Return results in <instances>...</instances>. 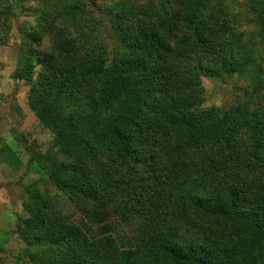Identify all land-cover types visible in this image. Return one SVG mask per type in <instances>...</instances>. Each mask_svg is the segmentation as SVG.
Wrapping results in <instances>:
<instances>
[{
    "label": "trees",
    "instance_id": "trees-1",
    "mask_svg": "<svg viewBox=\"0 0 264 264\" xmlns=\"http://www.w3.org/2000/svg\"><path fill=\"white\" fill-rule=\"evenodd\" d=\"M206 2L117 17L129 53L109 63L56 19L44 23L47 48L21 54L29 104L64 155L41 167L46 187L18 230L46 245L36 263L264 264V125L241 105L219 116L200 108L199 74L244 72L234 58L210 57L238 51L221 15L206 17ZM50 189L87 224L119 227L89 235L60 214Z\"/></svg>",
    "mask_w": 264,
    "mask_h": 264
},
{
    "label": "rangeland",
    "instance_id": "rangeland-1",
    "mask_svg": "<svg viewBox=\"0 0 264 264\" xmlns=\"http://www.w3.org/2000/svg\"><path fill=\"white\" fill-rule=\"evenodd\" d=\"M166 2L174 4V0H0V264H38L34 259L46 245L22 238L18 230L27 227L30 211L46 187L41 167L64 158L56 133L37 121V110L29 104L30 78L17 72L23 64L21 54L28 48L45 50L49 35L44 23L56 19L66 23L75 45H83L109 63L129 53L116 35V18L126 22V13L137 7L159 14ZM263 9L264 0H207L206 17L221 15L228 27L227 38L235 40L238 51H216L210 57L225 63L234 58L244 72L221 73L213 68L199 74L201 109L211 108L219 116L241 105L256 112L264 125ZM33 36L36 41L31 43ZM36 70L37 66L31 81ZM116 108L111 104L102 116L112 115ZM50 193L56 196L60 214L75 220L93 237L119 227L114 220L87 224L71 200L55 190Z\"/></svg>",
    "mask_w": 264,
    "mask_h": 264
}]
</instances>
